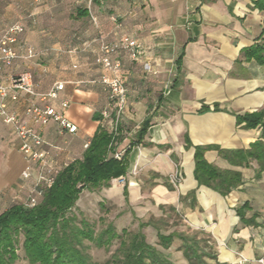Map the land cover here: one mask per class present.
Returning a JSON list of instances; mask_svg holds the SVG:
<instances>
[{
  "label": "crops",
  "instance_id": "1",
  "mask_svg": "<svg viewBox=\"0 0 264 264\" xmlns=\"http://www.w3.org/2000/svg\"><path fill=\"white\" fill-rule=\"evenodd\" d=\"M57 1L37 7L30 0H0V35L11 24L24 27L14 44L19 56L1 78L28 71L38 92L65 83L56 98L41 101L21 93L16 101L6 99L7 110L16 111L32 127L37 126L25 114L30 101L53 107L76 126L70 132L51 121L38 128L50 167L56 172L80 158L101 126L118 135L114 153L127 149L128 158L124 183L119 185L118 177L103 189L118 191L136 217L163 223L164 234L196 233L200 264H238L244 259L243 264H256L264 255V169L255 159L231 165L208 150V161L241 174L240 183L222 195L197 183L193 154L196 145L235 151L256 140L264 142L261 123L246 127L236 121L237 115L264 110V61L257 49L256 54L245 52L264 47V0H83L67 10L56 7ZM99 35L106 42L128 36L140 45L136 58L125 50L112 55L120 61L117 75L127 91L115 130L113 112L107 119L100 115L107 106V91L99 81L106 71L95 63ZM176 168L181 179L173 185L169 175ZM24 170L30 172L28 178L22 177ZM37 171V164L20 152L12 127L0 117L2 210L12 204L13 191L26 190L27 179L36 178ZM244 204L240 220L236 209ZM142 232L170 264H190L182 238L175 236L162 248L157 228L147 225Z\"/></svg>",
  "mask_w": 264,
  "mask_h": 264
},
{
  "label": "trees",
  "instance_id": "2",
  "mask_svg": "<svg viewBox=\"0 0 264 264\" xmlns=\"http://www.w3.org/2000/svg\"><path fill=\"white\" fill-rule=\"evenodd\" d=\"M256 49L260 51L257 57H262L264 61V47H250L245 52H256ZM263 116L264 110L245 112L237 115L236 121L243 122L246 127L259 123L264 126ZM94 119L99 120L100 115H94ZM144 130L142 126L137 133L138 139ZM117 136L98 126L81 157L74 158L57 170L49 186L40 187L42 191L36 204L27 206L14 202L0 212V264H15L19 258V247L29 264H100L92 261L84 251V240L93 241L98 246H108L113 240L118 241L110 258L102 264H170L164 251L148 242L141 230L131 232L124 228L118 233L114 225L108 223L96 234L86 221L78 220L71 211L83 190L109 187L113 179L126 174L127 149L119 158L114 156ZM208 150H215L231 165H246L250 159H255L259 169H264L262 140L235 151L211 144L194 146V178L198 184L215 189L222 195L228 194L240 183L241 174L237 170L221 169L208 161L205 157ZM123 193L127 196L126 184ZM245 207L246 204L236 209L240 220H243ZM145 225L157 228V244L162 248H167L175 236L182 238L183 254L187 261L190 264L201 263L196 233L172 231L164 234L152 218L140 223L141 227Z\"/></svg>",
  "mask_w": 264,
  "mask_h": 264
},
{
  "label": "built area",
  "instance_id": "3",
  "mask_svg": "<svg viewBox=\"0 0 264 264\" xmlns=\"http://www.w3.org/2000/svg\"><path fill=\"white\" fill-rule=\"evenodd\" d=\"M116 21L115 17L113 18ZM24 31V27L19 24H11L5 28L0 35V117L3 121L9 124L17 138L19 139V150L27 161H32L37 164V181L33 183V191L35 195H29L25 202L27 206H33L38 201V196L41 195L40 183L44 182V186H49L54 178L53 169L49 165L48 152L42 148L44 140L41 137L38 128L44 127L51 121L57 122L60 127L74 132L76 126L66 119L61 113H58L49 105H36L33 102L25 108V114L30 118L32 123L37 127H32L21 120L20 115L16 111H8L6 99L16 101L21 93L28 96H36L39 100L44 101L48 98H56L58 91L64 88V82H56L47 91L38 92L35 90L32 82L31 74L28 71L19 72L1 78V75L6 66H10L13 61L18 58L19 54L14 48V44L18 41L19 35ZM98 40L101 41L99 53L95 57V63L102 67L106 72L100 76V83L107 91V106L100 112L102 119H107L113 112L112 129H116V125L123 113L127 104V91L117 71L120 68V61L113 59L112 55L120 50L128 52L131 58H136L140 52V45L129 38L122 36L117 40L106 42L103 36L99 35ZM27 54H33L31 48H26ZM67 102L61 103L62 107H66ZM122 152L117 151L114 156L119 158ZM23 178H28L30 172L24 170L21 172ZM181 175L176 168L169 175V180L173 185L179 183ZM119 180H123L120 176ZM240 261L238 264H243ZM256 264H264V255L255 259Z\"/></svg>",
  "mask_w": 264,
  "mask_h": 264
},
{
  "label": "rangeland",
  "instance_id": "4",
  "mask_svg": "<svg viewBox=\"0 0 264 264\" xmlns=\"http://www.w3.org/2000/svg\"><path fill=\"white\" fill-rule=\"evenodd\" d=\"M30 1L34 4V6L37 7L42 5L51 7L53 4V0ZM81 3H83V0H79L78 3H76V0H60L57 1L56 7H62L63 9L67 10L73 8L74 5ZM27 180L29 184L28 187H25L26 190H23L24 192L13 191L12 203H23L26 201L29 195H35L32 187L33 183L37 181V178L30 177ZM117 183L119 185H122L124 181L119 180L117 181ZM40 187H44L43 181H41ZM103 188H98L94 191L83 190L80 193L79 198L77 199L75 205L71 210L76 214L77 219H83L84 221H86L88 225H90L94 229L96 234L108 223H112L118 233H120L124 228L131 232L139 230L143 231V228L146 225L141 227L140 223L149 220V218L151 217H136V213L132 210V208L122 202V196L118 191L112 190L107 192ZM39 197L40 196H38V199ZM2 209L3 207L0 205V212L2 211ZM158 225L160 226V231L163 232V230L165 229L163 223H160ZM117 242V240H113V242L108 246H98L93 241L84 240V251L90 256L92 261H96L102 264L104 261L110 258L111 253L114 252L117 246ZM17 253L19 254V258L15 261V264H29L27 260L23 258V253L20 247L17 249Z\"/></svg>",
  "mask_w": 264,
  "mask_h": 264
}]
</instances>
